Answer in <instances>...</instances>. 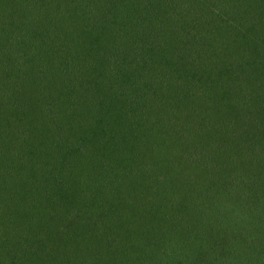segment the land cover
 I'll list each match as a JSON object with an SVG mask.
<instances>
[{"label":"trees","instance_id":"trees-1","mask_svg":"<svg viewBox=\"0 0 264 264\" xmlns=\"http://www.w3.org/2000/svg\"><path fill=\"white\" fill-rule=\"evenodd\" d=\"M0 264H264V0H0Z\"/></svg>","mask_w":264,"mask_h":264}]
</instances>
